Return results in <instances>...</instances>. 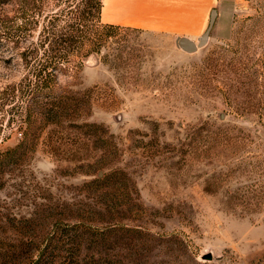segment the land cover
<instances>
[{"label": "rangeland", "instance_id": "rangeland-1", "mask_svg": "<svg viewBox=\"0 0 264 264\" xmlns=\"http://www.w3.org/2000/svg\"><path fill=\"white\" fill-rule=\"evenodd\" d=\"M195 25L193 52L117 25L60 79L53 123L0 113V154L30 141L0 166V264H264V0H212ZM4 34L0 95L26 74Z\"/></svg>", "mask_w": 264, "mask_h": 264}, {"label": "trees", "instance_id": "trees-1", "mask_svg": "<svg viewBox=\"0 0 264 264\" xmlns=\"http://www.w3.org/2000/svg\"><path fill=\"white\" fill-rule=\"evenodd\" d=\"M5 4L10 11L0 20V27L6 43L27 45L20 53L26 74L19 84L1 93L0 113L16 102L15 108L25 113L28 133L35 130L34 118L42 116L50 124L63 113L54 105L66 98L54 96L60 79L74 78L85 61L100 54L121 27L102 22L103 0H6ZM40 102L48 107L39 108ZM28 143L25 138L14 150L0 154V166L20 157L21 148ZM43 258L40 252L30 264H42Z\"/></svg>", "mask_w": 264, "mask_h": 264}, {"label": "crops", "instance_id": "crops-1", "mask_svg": "<svg viewBox=\"0 0 264 264\" xmlns=\"http://www.w3.org/2000/svg\"><path fill=\"white\" fill-rule=\"evenodd\" d=\"M102 22L144 30L167 32L192 40L197 26V7L212 0H103ZM211 15V14H210Z\"/></svg>", "mask_w": 264, "mask_h": 264}, {"label": "water", "instance_id": "water-1", "mask_svg": "<svg viewBox=\"0 0 264 264\" xmlns=\"http://www.w3.org/2000/svg\"><path fill=\"white\" fill-rule=\"evenodd\" d=\"M217 17V10H212L211 15H210V22H209V26H208V30L212 29L214 24H215V20ZM207 38V36H204L202 39V43L204 42V40ZM179 42L180 44L189 52H193L196 50V45L191 42L189 39H185V38H179Z\"/></svg>", "mask_w": 264, "mask_h": 264}]
</instances>
